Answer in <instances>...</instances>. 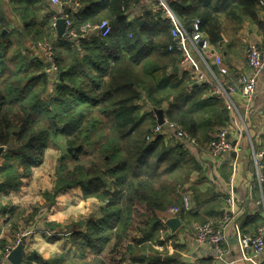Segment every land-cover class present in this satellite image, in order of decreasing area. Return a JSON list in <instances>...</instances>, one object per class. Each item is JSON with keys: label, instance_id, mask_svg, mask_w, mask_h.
<instances>
[{"label": "trees", "instance_id": "16d2710c", "mask_svg": "<svg viewBox=\"0 0 264 264\" xmlns=\"http://www.w3.org/2000/svg\"><path fill=\"white\" fill-rule=\"evenodd\" d=\"M61 1L64 11L60 14L44 0H14L15 13L0 9V146L7 148L0 160V181L4 189H19L21 180L30 178L32 170L43 163L46 151L52 146L61 151L59 139L64 140L73 150L67 154L74 166L61 155L53 191L44 194L45 207H52L60 192L81 186L84 198L106 201V211L103 220L91 222L85 233L71 235L82 261L62 253L44 264H106L102 254L110 242L115 240L117 247L129 237L136 221L150 229L160 215L181 207L184 185L193 171L202 168L183 144L172 147L162 136L147 141L157 126L153 111L163 110L164 119L180 125L199 145V128H212L211 143L227 127L229 113L221 104L220 110L212 108L213 103H221L219 98L208 85H196L187 70L178 82L173 70L169 71L183 61L181 54L169 50V21L149 13L128 26L125 12L136 0H78L81 9L74 13L67 8L70 0ZM259 2L178 0L173 10L187 29L200 19L204 34L220 49L228 23L234 30H241L246 21L263 28ZM66 15L77 39L60 38L56 33L55 19ZM104 20L110 22L112 33L82 44L86 55L81 58L77 41L90 38L87 27ZM12 23L19 24L22 32L11 30ZM45 41L54 45L59 68L56 81L37 47ZM143 101L151 107L149 113H141ZM207 102L212 105L203 108ZM106 118L110 133H100L103 143L94 142L99 160L87 168L80 160L92 152V131L99 130ZM21 215L11 212V218ZM36 216L30 215L26 224ZM259 229L242 234L253 236ZM14 230L20 231L18 225ZM7 247L0 245V252L4 254Z\"/></svg>", "mask_w": 264, "mask_h": 264}, {"label": "crops", "instance_id": "0c3cea01", "mask_svg": "<svg viewBox=\"0 0 264 264\" xmlns=\"http://www.w3.org/2000/svg\"><path fill=\"white\" fill-rule=\"evenodd\" d=\"M44 1L50 2L49 0ZM154 2L155 0H136L128 12H125L127 25L132 26L133 22L140 20L146 14H154ZM51 5H53L56 14L64 11L61 6L52 3ZM0 6V9L2 8L4 11L12 13L18 11L14 0H0ZM67 8L70 7L67 6ZM71 13L73 12L71 11ZM260 18H263L261 21L264 25V14H261ZM12 19L16 22L19 21L17 17ZM19 24L21 26L20 21ZM15 25L11 24V30L22 32V27H15ZM53 26L58 35L56 25L53 24ZM88 36L90 38L77 41L78 49H81L82 44L98 38L95 31H88ZM221 40L222 44L218 51L229 67V80L232 82L240 74L247 72L245 62L248 47L253 44L259 47L264 46V26L260 28L257 24L246 21L241 30H234L233 26L228 23ZM189 53L192 56V72L189 73L192 76H197L198 73L205 72L200 57L192 53L190 49ZM36 55L39 54L36 53ZM85 55L86 51L81 49L79 56L82 58ZM181 56L183 59L184 56L182 54ZM171 67L168 69L169 71L173 70L176 81L182 78V73L187 68L182 65H178L174 69ZM232 99L239 113L244 115L246 102L241 95H233ZM219 101L221 103H213L212 108L220 110V104L224 106L229 113L226 117V126L236 127L235 132H237L241 122L236 117V111L229 110L223 99H219ZM204 105L203 108H207L212 103L207 102ZM208 127L199 128L198 136L201 138L202 145L198 150L189 149L190 153H188L189 157L194 158L202 166L200 172L193 171L190 174L184 185V195H188L191 200L190 211L186 212L182 209L181 214L173 215L167 212L166 215H160L158 222L154 223V227L150 229L142 226L141 222H136L134 227L129 229V237L124 239L119 246L116 247L115 240H112L107 246L102 254L106 264H222L217 259L214 248L198 245L194 234L203 222L218 227L223 223L226 214H228L229 222H224V224H226L227 246L230 251L227 260L234 264H264V255L257 261L242 260L244 255H242L238 240L241 233H254L264 225V206L262 205L264 191L258 187V169L255 163L256 154H260L261 171L264 172V71L257 85L253 111L246 118L245 136L238 141L237 152L234 156L232 153L214 158L209 154V139L213 130ZM163 138L172 147L179 143L172 134ZM234 139L236 138L234 137ZM231 160L236 163L235 167L230 166ZM37 169L32 170L30 178L21 180L22 184L17 190L4 189V184L0 181V184L3 185L0 187V245L9 246L17 233L14 226L18 225L21 230V221L28 219L29 215L36 212V209H32L30 205H37V208L44 206L39 217L46 224L26 240V256L21 264L48 263L57 259L62 253L74 261L80 262L82 253L71 241V235L85 233L91 222L103 220L104 217L99 214L97 209L100 204L96 200H84L81 188L75 187L58 194L52 208L45 207L47 203L42 194L35 196L30 194L31 181L37 175ZM53 187L54 183H51L45 189L52 190ZM229 199H233L231 205H228ZM12 210L22 212L23 215L11 218ZM135 218L138 219V217ZM174 218L179 219L181 223L176 231H173L167 224L168 220ZM154 233H160V236L156 235L153 238ZM148 236L151 237L147 239ZM233 240H236L237 243H232ZM1 258L2 253L0 252Z\"/></svg>", "mask_w": 264, "mask_h": 264}, {"label": "built area", "instance_id": "2783aa9c", "mask_svg": "<svg viewBox=\"0 0 264 264\" xmlns=\"http://www.w3.org/2000/svg\"><path fill=\"white\" fill-rule=\"evenodd\" d=\"M49 1L52 4L64 7L61 0ZM177 2L178 0H155L153 9L154 14L171 23L170 34L172 44L169 50L184 56L181 65L187 67L186 70L188 72H192V56L189 53V49L202 60L205 72H200L197 76L193 77L195 84L208 85L214 96L226 101L229 110L236 111V117H238L239 122H241L238 131L235 132L236 127L231 125L226 127L220 131L216 139L210 143L208 149L209 154L214 158L230 155L237 152L238 141L245 136L246 118L253 111L257 94V85L264 71V46L259 47L253 44L248 47L245 62L247 72L240 74L237 79L230 82L229 67L220 54V51H218L219 48L213 46L208 37L204 34L201 20L196 19L190 28H185L173 10V5ZM259 4L261 8H263L264 14V0H260ZM68 5L73 13L81 9V4L78 0H70ZM62 19L65 20L67 35H70L73 39H77L76 32L70 31L72 27L70 16L66 15ZM58 20L57 18L55 19L54 25H56ZM87 28L86 31H95L102 39L107 38L113 31L108 20L102 21L98 26ZM37 47L46 59L51 79L53 81L58 80L59 68L53 43L46 41L39 42ZM237 94H240L246 102V113L244 115L239 113L232 99V96ZM170 134L177 139L179 144H183L187 149L198 150L200 148V145L190 133L177 123L169 122L167 119H164L163 125H159L157 122L156 128L152 131L151 135L148 136L147 141L152 142L157 137H165ZM234 137L236 139H234ZM235 142H237V144H235ZM260 156V154H256L255 163L258 169V187L264 191V172L261 171L262 164L260 163ZM230 166H236L234 160L230 161ZM232 203L233 199H229L228 205ZM262 205L264 206V202ZM182 209L186 212L191 209V200L188 195L183 196L181 207H175L171 209L169 213L176 215L181 213ZM224 222H229L228 214H226L223 223L218 227H215L211 223L200 225L196 231L195 241L198 245L212 246L216 251L217 259L222 264H234V262L227 260L230 251L227 246L228 234ZM39 230L40 228L31 227L17 232L14 236V241L7 247L5 253L2 254L0 264L8 263V257L11 251L18 247L23 240L26 241L32 234ZM238 240L242 255H244L242 260L257 261L264 255V226L253 236L241 233Z\"/></svg>", "mask_w": 264, "mask_h": 264}, {"label": "rangeland", "instance_id": "374dc122", "mask_svg": "<svg viewBox=\"0 0 264 264\" xmlns=\"http://www.w3.org/2000/svg\"><path fill=\"white\" fill-rule=\"evenodd\" d=\"M142 106L140 111L141 113H149L151 111V107L145 102L143 101L141 103ZM156 111V110H155ZM153 111V112H155ZM110 124L108 123V120L107 118L104 120V123L101 124V127L99 126V130H96V131H92V141H93V145L89 146V148L91 147V149L88 150L89 151H92L89 155H85L81 158L80 162L81 163H85V166L87 168H91L92 167V163L93 162H97L99 160V154H97V148H98V143L101 144L104 142V139H99V136H100V133H110ZM95 140V141H94ZM175 142V140H173ZM94 142L97 144L95 145ZM51 144H54L53 142ZM59 144L61 145L62 147V150H58L56 147L52 146L51 148H49L46 153H45V157H44V160H43V163L38 167L37 169V175L33 178V180L31 181L32 182V190H31V195H38V194H42L43 196V199L46 201V198H44V194L45 193H49V192H52L53 191V188L52 190H48V189H45L46 187H48L51 183H55L56 181V172H57V165H58V160L60 159L61 155L65 156L67 158V161H68V164H70L71 167L74 166V161H73V157L69 156L70 154H67V152L71 150L70 153H72V148L71 146H68L65 144L64 140L62 139H59ZM94 151H93V150ZM90 160V161H89ZM89 161V162H88ZM76 187H80L81 186H76ZM75 188V187H73ZM72 188V189H73ZM45 189V190H44ZM44 190V191H43ZM71 190V189H69ZM69 190H65V191H69ZM43 191V192H42ZM81 191H82V195H83V190L81 188ZM64 192V191H62ZM61 193V192H60ZM59 193V194H60ZM57 198V197H56ZM83 199L88 201V200H96L99 202V208L98 211H99V214L102 215V217L105 216V211H106V201L103 202L101 201L100 199H97L96 197H87V198H84L83 196ZM47 203V201H46ZM33 208L36 209L37 212H35L34 214H37V216L35 217V219L30 223V224H26V219H23V221H21L20 225H21V230H25V229H28V228H40L42 227V225H45L46 222H44L42 220L40 216V213L42 212V207L44 206H41V207H36L37 205H30ZM47 206V204L45 205ZM139 207V206H138ZM136 207L135 209H137L136 211H141L140 208ZM52 208V207H50ZM34 209V210H35ZM21 210V209H20ZM23 211V210H21ZM32 215V214H31ZM134 217L137 216V214H133ZM30 216V215H29ZM137 222V221H136ZM133 228V226H132ZM18 230V231H19ZM155 235L157 236H160V233H156ZM196 235V232L194 234V236Z\"/></svg>", "mask_w": 264, "mask_h": 264}, {"label": "water", "instance_id": "95a60500", "mask_svg": "<svg viewBox=\"0 0 264 264\" xmlns=\"http://www.w3.org/2000/svg\"><path fill=\"white\" fill-rule=\"evenodd\" d=\"M56 28H57V32L60 38H66L67 37V31H66V24H65V20L64 19H59L56 23ZM175 71H177V69H175ZM64 76V72L60 73V79L62 80ZM156 116H157V122L159 125H163L164 124V113L163 110H156L155 111ZM7 148L6 147H2L0 146V160H2L4 154L6 153ZM71 152V150H70ZM236 153L233 154V156ZM3 186L2 184H0V187ZM168 226L173 230L176 231L177 228L180 226V220L177 218L168 220L167 222ZM232 243H237V241L233 240L231 241ZM25 245H26V241L23 240L22 243L16 247L14 250L11 251L9 257H8V262L11 264H21L23 262V259L26 256L25 253Z\"/></svg>", "mask_w": 264, "mask_h": 264}]
</instances>
